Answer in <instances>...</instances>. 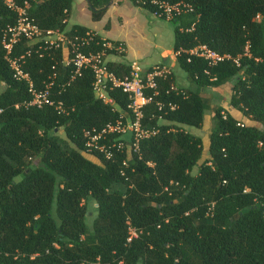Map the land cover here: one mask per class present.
Returning a JSON list of instances; mask_svg holds the SVG:
<instances>
[{"label": "trees", "instance_id": "16d2710c", "mask_svg": "<svg viewBox=\"0 0 264 264\" xmlns=\"http://www.w3.org/2000/svg\"><path fill=\"white\" fill-rule=\"evenodd\" d=\"M25 1L43 28L68 34L89 29L63 21L72 0H14ZM86 1L96 20L109 0ZM129 1L149 11L156 7L152 0ZM160 1H183L193 9L170 18L173 51L204 43L238 55L239 64L224 59L210 65L187 52L176 55L175 65L195 87L180 86L185 95L166 93L175 83L173 74L159 80L141 119L157 131L138 142L137 152L124 147L107 159L84 146L83 129L130 115L126 94L113 88V102H102L84 70L61 90L54 88L51 98L61 101L62 110L25 106L27 84L12 76L0 46V264H264V131L237 124L238 118L202 94L205 87L229 83V105L264 122V0ZM14 19L0 0V38L2 27ZM28 44L21 40L12 54ZM246 44L249 55L243 54ZM48 51L32 50L25 58L37 87L52 65L61 80L69 72L60 62L61 49ZM108 67L122 74L126 63L111 60ZM157 100L163 102L160 109ZM168 101L175 107L169 109ZM208 108L214 124L201 159V136L181 125L201 127ZM30 155L38 156V163L25 162ZM118 181L125 184L123 191L115 187ZM88 196L96 203L90 225Z\"/></svg>", "mask_w": 264, "mask_h": 264}, {"label": "built area", "instance_id": "2783aa9c", "mask_svg": "<svg viewBox=\"0 0 264 264\" xmlns=\"http://www.w3.org/2000/svg\"><path fill=\"white\" fill-rule=\"evenodd\" d=\"M5 5L14 11L13 22L6 23L1 29L0 46L4 52V58L12 70V76L23 80L27 84L30 98L23 101L25 106L42 107L53 105L57 110H62L61 101H54L51 94L54 88L59 91L65 85L70 84L76 77L82 75L84 70L90 71L92 75V89L94 95L104 103H112L109 90L118 88L128 98L127 107L130 115L122 119V116L113 122H106L99 128L83 129L84 146L87 150H96L105 158L110 159L116 152L124 147H130L137 152L138 142L153 135L157 128L142 124L143 108L153 100L158 93L159 80L171 77L173 67L166 62H157L149 66L141 65L137 60L126 63V69L122 74L108 67L111 56L120 57L124 55L125 47L120 40H110L100 36L88 29L84 32L74 31L68 34L66 30L58 28H43L39 26L34 18L27 12V2L18 5L14 0H3ZM156 7L151 11L155 16L166 19L182 13L192 12V6L183 1L169 3L166 1L152 0ZM67 21V19H63ZM193 23L188 28H192ZM187 28V29H188ZM21 40L29 42L28 46L19 54H12L13 49ZM97 46V48H94ZM61 49L60 62L68 66L69 72L64 80L54 70L42 85L37 87L31 79L29 72L25 69V58L34 50L38 55L44 51ZM187 52L204 58L208 64L214 65L224 59L239 64V56H231L229 53L218 52L204 43L196 44L188 49L179 47L174 50V55ZM243 54L249 55L248 44L244 46ZM123 62V61H120ZM56 86V87H55ZM175 92L185 95L184 90L177 84L170 82L165 92ZM157 108L160 109L163 102L157 100ZM17 106V104H15ZM169 109L175 107V103L168 101ZM237 124L242 125L241 122ZM116 134V136H113ZM125 164V161H122ZM166 189V187L164 188ZM130 236H135V231L129 227Z\"/></svg>", "mask_w": 264, "mask_h": 264}, {"label": "rangeland", "instance_id": "374dc122", "mask_svg": "<svg viewBox=\"0 0 264 264\" xmlns=\"http://www.w3.org/2000/svg\"><path fill=\"white\" fill-rule=\"evenodd\" d=\"M114 0H112L113 2ZM105 12V11H104ZM121 17V19H120ZM66 26L72 24H80L87 28L96 29L101 36L111 38L109 36L120 37L124 40L126 49L131 57L137 60L141 65L150 64L159 58L160 50L163 48H172L173 44V21L163 17L155 16L148 9L134 5L129 0H120L108 6L106 13L102 14L99 19H92L90 10L86 0H72L68 16L66 17ZM119 19L121 21H119ZM105 25V26H104ZM112 57V56H111ZM110 57V58H111ZM123 57V56H120ZM173 66L174 82H178L190 89L195 85L186 78L185 72L177 65ZM230 93L229 83L220 86L205 87L203 95L210 104L222 106L224 112L231 111L241 123H252L264 131V122H254L244 117L238 109L231 107L228 103ZM214 124V116L208 108L203 116V124L199 128L193 126H184L183 128L198 134L206 142L208 132ZM57 135L61 144H65V138L61 128L58 129ZM70 146V145H69ZM85 155H90L89 151H83ZM89 153V154H88ZM207 147L203 145L201 159L207 156ZM92 156V155H91ZM38 156L30 155L25 158L27 163H38ZM95 161L98 159L93 157ZM199 160V162L201 161ZM196 167L192 171H195ZM115 187L124 190L125 184L121 181L115 183ZM87 207L86 221L90 225L93 214L96 211V203L94 199L88 196L85 200Z\"/></svg>", "mask_w": 264, "mask_h": 264}, {"label": "crops", "instance_id": "0c3cea01", "mask_svg": "<svg viewBox=\"0 0 264 264\" xmlns=\"http://www.w3.org/2000/svg\"><path fill=\"white\" fill-rule=\"evenodd\" d=\"M115 1L116 2H119L120 0H114L111 4L113 5L114 3H115ZM109 6V5H108ZM108 9V7L105 9V12H104V14L106 13V10ZM120 19H121V17H120ZM119 19V21H121ZM105 26V25H104ZM89 29H91V28H89ZM91 30H94L97 34H99L100 36H101V34L96 30V29H91ZM102 37H104V36H102ZM109 37H111V38H118V39H110V40H120V41H122L123 42V44H124V47H125V52H124V55H123V57H116V56H112L111 57V60H117V61H123V62H128V61H130V60H135L133 57H131V55L133 54V53H131V54H129L128 53V51H127V49H126V45H125V42H124V40L122 39V38H120V37H116V36H109ZM104 38H107V37H104ZM107 39H109V38H107ZM160 61H162V62H166V63H169V64H171L172 65V67L174 66V61H175V55H174V53H173V49L170 47V48H163L162 50H160V53H159V58L158 59H156L154 62H152V63H150V64H145V66H149V65H152V64H154V63H157V62H160ZM175 84H177L178 86H181V87H186V86H184V85H181L180 83H178V82H176ZM231 114H233L231 111H229ZM234 115V114H233ZM235 116V115H234ZM236 117V116H235ZM237 118V117H236ZM191 132V131H190ZM193 134H195L194 132H192ZM196 135H198V134H196ZM202 141H203V145H205L206 147L208 146V139H207V141L205 142L204 140H203V138H202Z\"/></svg>", "mask_w": 264, "mask_h": 264}, {"label": "water", "instance_id": "95a60500", "mask_svg": "<svg viewBox=\"0 0 264 264\" xmlns=\"http://www.w3.org/2000/svg\"><path fill=\"white\" fill-rule=\"evenodd\" d=\"M86 2H88V1H86ZM111 3H112V0H109V1L107 2L106 5L108 6V5H110Z\"/></svg>", "mask_w": 264, "mask_h": 264}, {"label": "bare ground", "instance_id": "6f19581e", "mask_svg": "<svg viewBox=\"0 0 264 264\" xmlns=\"http://www.w3.org/2000/svg\"><path fill=\"white\" fill-rule=\"evenodd\" d=\"M169 20V19H168Z\"/></svg>", "mask_w": 264, "mask_h": 264}]
</instances>
